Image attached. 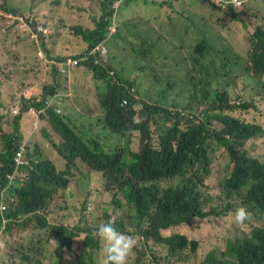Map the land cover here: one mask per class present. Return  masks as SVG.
Listing matches in <instances>:
<instances>
[{
  "label": "trees",
  "instance_id": "trees-1",
  "mask_svg": "<svg viewBox=\"0 0 264 264\" xmlns=\"http://www.w3.org/2000/svg\"><path fill=\"white\" fill-rule=\"evenodd\" d=\"M58 1L51 0L50 4L63 7ZM239 1L238 8L230 0L197 3V9L203 8L201 40L190 59L187 88L184 91L176 84L174 90L175 84L169 81L159 93L153 87L151 101L150 90L136 95L134 83L123 79L125 69L119 73L113 66H103L108 52L103 54L101 50L110 40L107 25L115 0H108L110 6L98 20L93 19L95 30L70 22L61 27L70 29L69 34L64 33L63 45L59 44L57 50L43 47L47 58L56 60L45 69L51 72L52 81L43 91L33 84L18 115L10 110L4 116L0 108V121L5 118L13 129L11 142L6 140L4 149H0V196L1 189L10 186L11 199L16 203L13 210L0 213L4 244L0 262L8 254L22 255L23 240L32 243L40 238L57 244L53 264H66L65 260L97 264L101 246L97 239L93 241L91 232L111 219L107 213L101 216L106 206L103 199L109 193L114 208L111 216L117 217L115 213L126 208L132 214V223H136L130 229L120 219L114 221L120 231L136 237L133 252L137 264H264V156L259 157L264 145L254 141L264 137V123L254 117L255 111L261 114L264 109V15L254 21L247 19L249 12L261 13L264 0ZM4 2L0 0V10L21 15L7 9ZM37 2L27 3V14ZM37 8L36 14L42 10ZM4 23L0 19V30ZM70 37L80 38L83 44L80 48L76 45L73 52L67 50ZM192 41L190 36L187 42ZM1 56L8 58L1 52L0 62ZM68 59L76 65L60 66ZM82 64L89 71L86 79L90 92L97 97L95 110L102 112L101 128L81 126V118L57 113L60 106L46 104L61 92V81L79 73ZM221 73L232 80H250L253 94L248 98L236 95L231 100L229 92L214 87V78ZM182 93L183 103L178 102ZM63 95L72 100L74 89L63 87ZM124 102L126 106H122ZM138 105L142 106L139 111L135 108ZM158 121L162 126L158 127ZM103 129L121 138L140 133L142 142L140 151L132 154L133 165L125 162L123 150L112 148L116 140L104 139ZM33 133L36 136L31 137ZM97 133L101 139L95 137ZM17 152L23 153L25 162L18 166L9 184L7 175L14 169ZM64 160L67 164L62 168ZM221 167L228 168L229 174L223 175ZM175 178L180 179L176 187L163 186ZM204 189L208 193L218 190L219 196L229 199L236 195L240 203L233 207H245L251 211L252 221L263 225L245 232L234 221L232 205L207 209L211 199L204 196ZM71 211L89 220L84 229L66 225ZM222 216L232 224L227 233L211 237L208 246L183 233L193 220Z\"/></svg>",
  "mask_w": 264,
  "mask_h": 264
},
{
  "label": "rangeland",
  "instance_id": "rangeland-1",
  "mask_svg": "<svg viewBox=\"0 0 264 264\" xmlns=\"http://www.w3.org/2000/svg\"><path fill=\"white\" fill-rule=\"evenodd\" d=\"M29 1L30 0H5L4 4L7 9L18 11L17 14L29 17L35 24L42 23L36 16L37 7L44 9L46 12L60 7L55 3L50 4L51 0L48 2L38 0L37 5L27 14V3ZM199 1L200 0H135L122 2V4L119 5L116 16V25L119 27V31L117 35L113 36L108 44L105 45L108 57L103 59V66H113L116 72L119 73L122 69H125L126 73L123 79H129L134 83L132 87L138 97L140 94L150 90V101L154 96V92H151L153 87H155L156 92L159 93L169 81L175 84L174 90L177 84L182 85L185 91L188 85V73L192 70L190 59L191 56L194 55L195 46L201 40L199 34L202 30L201 22L203 20V8L197 9L195 7ZM252 1H248L247 3L253 6ZM58 2L63 5L66 0H59ZM110 4L108 0H90L87 4H81V9L77 10L74 7L71 8L70 11L66 12V17L71 25H81L93 31L95 30L93 19L95 18L98 20L104 13L105 8L109 7ZM0 11L6 12L4 10ZM260 11L261 13L249 12L247 19L254 21L259 16L264 15V4L261 5ZM51 15L53 16L54 13L52 12ZM45 23L49 25L50 20L46 19ZM62 23L64 22L62 21ZM48 27L50 29V26ZM65 32L69 34L70 29L69 31H64L62 28L60 32H53L50 29L48 31V38L43 37L37 42L32 43L27 37L14 33L12 30H9L7 34H2L3 27H1L0 51L8 55L7 60L0 62V91L3 94V103H1L0 106L2 110L1 114L5 116L12 110L13 115H18L20 106L24 98L27 97V91L33 88V84H35V89L38 87L43 91L44 85L52 81L51 72L45 71L36 53L45 45L52 46L56 50L59 49L58 45H63L64 43L62 34ZM190 36H192L193 41L187 42ZM11 42L20 43V45L16 49L3 46V44ZM110 43L111 45L109 47L108 45ZM76 45H78L79 48L83 45L82 42H80V38L70 37L67 46L68 52L75 51ZM81 53H84V50H82ZM80 68L81 70L79 73L76 74V72H74L61 81L62 87L69 90L74 89V97L72 102L67 98H60L57 101L60 107H58L56 111L57 113L66 112L71 117L74 116L84 120L82 117L83 113L95 111L97 97L90 92L89 81L86 79L89 71L84 64H82ZM79 80H83L86 85L87 90L85 94L79 93L78 91L77 84ZM185 82L186 84H184ZM214 87L219 90H225L227 93L229 92L231 94V100L236 95L248 98L253 94L250 80L247 82L232 80L227 74L222 73L214 78ZM76 101L77 106L76 109H74L72 104ZM178 102H184V93L181 94ZM207 103L210 105L209 102ZM135 108L139 111L142 109V106L138 105ZM98 111L100 112V109H98ZM254 117L264 123V109L261 110V114L255 111ZM41 123V119L39 118V130L42 127ZM87 124V121H83L82 126L86 127ZM11 125L12 123L9 124L5 118L0 121V149L2 147V137L13 132ZM160 126H162V124L158 121V127ZM4 129H6V131ZM37 135H39V131ZM34 136H36V133L31 135V137ZM91 137L93 138V134H91ZM95 137L101 139L98 133ZM103 137L106 140H116L112 148L115 147L123 150L125 162L128 165L134 164L132 154L140 151L142 142L140 133L134 132L126 138H121L103 129ZM254 141L264 145V137ZM263 156L264 153L259 157L262 158ZM219 169L222 170L223 175L229 174L228 168L221 167ZM179 181V178L167 180V182L163 183V186L176 187ZM203 193L205 197L211 199V202L206 205L207 209L210 207H224L229 204L232 205L231 209L235 212L236 209L233 205H239L240 203L236 195L231 199L228 197L225 198L224 195L219 196L220 191L218 190H210V193H208V191L204 189ZM12 194L11 190L1 189L0 197L3 198L2 202L10 210H13L16 206V203H13L14 199H11ZM15 194L17 193H14V195ZM103 201L106 206L103 207L101 216L105 217V213H107V215L111 217V220L115 221L116 219H120L125 226L130 229L136 225V223H132L130 219L132 214H130L126 208L118 210L115 213V215H118L117 217L111 216V214L114 213V208L112 207L109 193L106 194ZM73 206L76 208L78 207L76 204H73ZM99 219L102 220L103 218ZM88 223L89 220L83 215H79L76 211H71L68 214L66 225L73 229L78 226L84 229ZM231 224L232 222L229 224L225 216L206 220H193L190 223V227L184 229L183 233L189 238L197 239L202 245L208 246L211 237L217 233H227ZM260 225L263 224L260 222H253L252 219H250L242 225V229L247 232L250 231L252 227ZM24 232L30 236L27 231ZM92 233L93 232H91V237L96 243L97 240L93 237ZM84 238L85 234H82L81 239ZM34 239L36 241L32 243H29V240H23L20 244L24 249L22 255L10 256V254H8L0 264H29L27 261L28 259L32 260L33 264H53L55 261L57 244L54 241H43L40 238ZM10 241L11 240L6 243V250L9 248ZM37 241H40V243ZM130 257L129 264H137L136 253L132 252ZM100 262L101 257L99 254L97 255V264H100ZM65 263L71 264V261L65 260Z\"/></svg>",
  "mask_w": 264,
  "mask_h": 264
},
{
  "label": "clouds",
  "instance_id": "clouds-1",
  "mask_svg": "<svg viewBox=\"0 0 264 264\" xmlns=\"http://www.w3.org/2000/svg\"><path fill=\"white\" fill-rule=\"evenodd\" d=\"M89 1L90 0H81V2L79 4H76V3H72V2L66 0V2L62 5L63 7H59L56 9L54 8V9L50 10L49 12H46L44 9H42L40 12H38L36 14V16L42 21V23L35 24L33 22V20L29 18L32 21L33 26H43V28H44L43 32H41L39 34V36L36 40L31 41L26 32L16 31L13 27L7 28L6 32L2 33V34H7L9 32V30H12L14 33H18L20 35L27 37L29 39V41H31L32 43L37 42L39 40L40 36H45L44 38H48V36H49L48 31L51 29V27H52L51 31H53V32L59 31L60 32V30L62 29L61 27L64 24L68 23V19L66 17V12L70 11L71 7L75 6L76 9L78 10V9H81V7H82L81 4H83V3L87 4V3H89ZM125 1L126 0H115V3H113L110 6L111 11H113V12H112L110 19L108 20L107 31L109 32V35H108L107 40L113 38V36H116L118 31H119V27L116 25V23H117L116 22L117 10L119 8V5ZM230 2L237 8L241 7V5L236 6L235 3L233 2V0H230ZM61 8H63V10ZM64 9H66V10H64ZM52 12L54 13L53 16L51 15ZM3 13L9 14L11 12H3ZM42 14L45 15L43 18L41 17ZM46 19L50 20V24H49L50 29H49V27L45 26V20ZM62 21L64 23H62ZM4 25H5V23L3 24V26ZM62 35L64 38V34H62ZM12 44H16L17 47H19V45H20V43L11 42L9 44H3V46H6V47L9 46L11 48ZM48 44H52V43H48ZM46 46L47 45H45L46 49L47 48L53 49L52 46H47V47ZM20 47H22V46H20ZM101 51L103 54L107 53L105 48H102ZM39 52L42 53L43 58H40V56L38 55ZM36 56H37L38 60L41 62L44 69H46L47 64L56 63V60H49L47 58L46 52H45L43 47H41V49H39L37 51ZM63 97H64L63 87L61 86V92L59 93V95L56 96L55 98L49 100L46 104H49V105L57 104L58 105L57 101ZM126 104H127V102H124L122 104V106H126ZM95 113H97L98 115H95ZM101 118H102V112L100 109V112L98 110H95L94 112L90 113L84 119V121L88 122L87 126L94 125V126H97L98 128H101L102 126H104L102 121H101ZM4 130L6 131V129H4ZM116 136H118V135H116ZM6 140L11 142L10 133H8L2 137V139H1V146H2L1 150L4 149L3 144ZM17 153L13 157L14 169H13L12 173L7 175V180L9 181V184L15 178V174L17 172L18 166H20L15 161ZM66 164H67L66 160H64L62 168L66 167ZM9 187L10 186H8L6 189L9 190ZM8 209L9 208L6 205H4L3 202H1V204H0L1 215L5 214L8 211ZM251 217H252L251 211L247 210L243 206L238 207L234 212V221H235V223H237L239 225H243L246 221L250 220ZM2 232H1V237H0V251H2L4 249V244L2 241ZM92 235L101 244V248H100L101 262H100V264H128L129 257L137 245V239L135 236L120 231L116 227L115 222L111 219H109L106 222L99 223V225L93 230Z\"/></svg>",
  "mask_w": 264,
  "mask_h": 264
},
{
  "label": "built area",
  "instance_id": "built-area-1",
  "mask_svg": "<svg viewBox=\"0 0 264 264\" xmlns=\"http://www.w3.org/2000/svg\"><path fill=\"white\" fill-rule=\"evenodd\" d=\"M236 6H240L241 3L238 0H233ZM0 19L5 20V25L3 27V33L6 32V29L9 27H13L16 31L19 32H26L29 36L30 40H36L41 32H43L44 28L43 26H33L32 21L22 15H15L13 13L4 14L2 11H0ZM40 58H43V55L41 52L38 53ZM65 65H76V61L72 59H68L66 62H63L60 66ZM15 161L18 165H23L25 160L22 152H18L17 156L15 158Z\"/></svg>",
  "mask_w": 264,
  "mask_h": 264
},
{
  "label": "crops",
  "instance_id": "crops-1",
  "mask_svg": "<svg viewBox=\"0 0 264 264\" xmlns=\"http://www.w3.org/2000/svg\"><path fill=\"white\" fill-rule=\"evenodd\" d=\"M61 9L63 10V8H61ZM11 48H13V46H11ZM16 48H17V46L15 47V49ZM0 54H1V51H0ZM5 60H7V59H5L4 56H1V62L5 61ZM77 86H78V91L80 93H82V94L86 93L87 88H86V85L84 84L83 80H79V83L77 84ZM31 92L32 91L27 92V94L30 96ZM70 101L72 102V100H70ZM72 105H73L74 109H76L77 101L74 104H72Z\"/></svg>",
  "mask_w": 264,
  "mask_h": 264
}]
</instances>
